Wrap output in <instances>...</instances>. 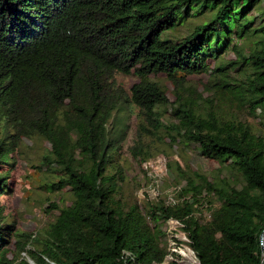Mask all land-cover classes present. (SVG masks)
<instances>
[{"label":"trees","instance_id":"obj_1","mask_svg":"<svg viewBox=\"0 0 264 264\" xmlns=\"http://www.w3.org/2000/svg\"><path fill=\"white\" fill-rule=\"evenodd\" d=\"M259 5L264 10V0H0V196L14 193L15 154L36 137L51 145L38 165L56 176L47 191L75 196L61 208L49 204L59 213L36 234L19 232L0 203V264H31L16 258L24 251L35 264L162 263L160 223L169 218L182 223L199 264H263L264 18H249ZM213 11L186 36L165 34ZM233 32L252 41L249 53ZM230 50L236 58L225 61ZM203 73L212 82L207 97L187 87ZM126 76L138 81L127 88ZM134 120V158L160 149L149 133L219 162L237 180L195 171L177 202L151 204L145 215L119 196L117 156ZM202 193L212 198L209 219L200 215Z\"/></svg>","mask_w":264,"mask_h":264},{"label":"rangeland","instance_id":"obj_2","mask_svg":"<svg viewBox=\"0 0 264 264\" xmlns=\"http://www.w3.org/2000/svg\"><path fill=\"white\" fill-rule=\"evenodd\" d=\"M262 8L261 5L257 6L255 11H253V15H249V18L257 14L263 15L264 18V10ZM216 13L217 11H213L205 15L191 17L183 24L178 25L176 29L169 30L165 34H175L176 38L179 39L190 34L195 26L204 25L211 21L216 16ZM243 22H239L236 29L240 30V24L242 25ZM260 24L259 16L257 25ZM232 37L235 45L241 46L247 53L251 51V40H241L239 36L234 35V32ZM235 58V51L230 50L224 60L233 61ZM159 80L165 85L170 100L174 101V86L171 81L164 76L159 77ZM120 81L129 88L138 80L134 76H126L122 77ZM211 83L209 74H193L189 77L187 87L197 96L207 97L209 93L206 88ZM234 111L243 117H247L251 123L256 124L255 119L246 114H241L237 109H234ZM166 115L168 116L169 114ZM135 129L134 120L129 137L117 156V163L122 167L124 178L121 181L119 196L123 201L136 202L145 215H147L151 204L161 200L166 204L177 202L180 198L179 192L186 184L185 176H194L195 171L208 175L211 181H217L219 177L234 175L228 167L222 166L215 160L203 157L181 144L171 147L149 133L146 134L148 142L153 146L155 143L158 144L160 149H153L151 154L134 158L130 153L129 147L133 143ZM50 150L51 145L49 142L36 137L34 140L25 139L21 149L15 154L16 166L11 172L14 193L1 195L0 203L6 205V213L16 220L19 232L32 234L43 232L59 213L58 208L50 207L49 204L54 203L61 208L74 200L73 192L68 191L66 188L50 193L45 187L46 182L56 181V176L53 173H47L38 168V165L43 162V157L50 154ZM234 177V181H236L237 178L235 175ZM204 195L205 193H202V196ZM211 200L212 198L209 196L202 197L200 215L204 219L210 218L209 204ZM149 222L154 225L150 217ZM160 224L165 233L168 253L162 263L154 264H199L195 253L188 245L189 239L182 230V223L177 219L171 218L167 221L163 220ZM261 240L264 249V233ZM32 246H28V248L33 249ZM14 252H11V257L16 254ZM16 256L18 261L25 259L23 253ZM31 260L33 259L31 258ZM30 263L35 264L34 261H30Z\"/></svg>","mask_w":264,"mask_h":264},{"label":"built area","instance_id":"obj_3","mask_svg":"<svg viewBox=\"0 0 264 264\" xmlns=\"http://www.w3.org/2000/svg\"><path fill=\"white\" fill-rule=\"evenodd\" d=\"M169 219H171V218H169ZM169 219H168V220H169ZM125 253L127 254V256H131V252H129V251H125ZM23 255H24V257L28 258L29 261H32V260L28 257V254H27L26 251L23 252Z\"/></svg>","mask_w":264,"mask_h":264},{"label":"water","instance_id":"obj_4","mask_svg":"<svg viewBox=\"0 0 264 264\" xmlns=\"http://www.w3.org/2000/svg\"><path fill=\"white\" fill-rule=\"evenodd\" d=\"M264 233V232H263ZM263 233H262V235H261V238L263 237ZM264 250V249H263ZM263 264H264V261H263Z\"/></svg>","mask_w":264,"mask_h":264}]
</instances>
